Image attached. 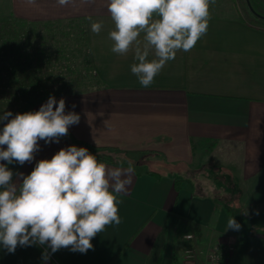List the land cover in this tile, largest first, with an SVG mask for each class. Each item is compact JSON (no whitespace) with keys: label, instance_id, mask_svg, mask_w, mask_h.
Here are the masks:
<instances>
[{"label":"crops","instance_id":"obj_1","mask_svg":"<svg viewBox=\"0 0 264 264\" xmlns=\"http://www.w3.org/2000/svg\"><path fill=\"white\" fill-rule=\"evenodd\" d=\"M9 1L8 13L30 23L83 18L89 58L104 83L61 97L65 112L77 113L79 123L59 143L39 141L31 163L7 165L14 179L71 145L93 155L114 149L120 157L98 161L110 168L131 166L134 173L127 192L117 196L122 222L94 237L93 249L52 253L47 245H32L9 253L0 246V264H182L183 250L215 243L233 247L225 264H264V231H247L264 229V31L239 20L238 2L216 0L206 35L190 51H178L151 87L143 88L130 70L133 53L111 51L108 0H72L63 7L56 0ZM88 17L103 22L99 34ZM166 149L183 156L182 168L143 170L139 159L130 161L137 155L158 160ZM175 180H181L178 191ZM232 217L238 230L227 228ZM46 249L50 258L44 260Z\"/></svg>","mask_w":264,"mask_h":264},{"label":"clouds","instance_id":"obj_2","mask_svg":"<svg viewBox=\"0 0 264 264\" xmlns=\"http://www.w3.org/2000/svg\"><path fill=\"white\" fill-rule=\"evenodd\" d=\"M60 6L72 0H56ZM92 3L93 0H86ZM216 0H108L114 23L109 32L111 51L133 53L130 70L143 88H149L178 51H190L207 33L210 6ZM34 4L35 0H27ZM91 22L99 34L102 21ZM152 55L154 58L149 59ZM9 117H12L9 119ZM0 246L14 253L18 246L47 245L52 253L62 248L86 253L92 239L108 226L122 221L117 199L127 192L134 169L110 168L86 147L61 148L51 159L39 160L28 175L15 174L7 165L31 163L39 141L56 142L79 123L75 112H65V100L57 104L49 96L38 111L0 115ZM227 228L239 229L232 217ZM47 249L42 259L47 260Z\"/></svg>","mask_w":264,"mask_h":264},{"label":"trees","instance_id":"obj_3","mask_svg":"<svg viewBox=\"0 0 264 264\" xmlns=\"http://www.w3.org/2000/svg\"><path fill=\"white\" fill-rule=\"evenodd\" d=\"M237 2L239 20L264 31V2L248 0L254 12L248 7L247 0ZM18 25L15 20L0 23V91H3L0 95L6 97L5 101L18 105L21 110L20 106L25 104L23 100L34 106L48 100L50 95L61 98L104 86L89 58L83 18L33 23L35 29L32 31H40L36 34L40 42L35 46L27 38L30 32L23 33V24ZM96 155L98 160H112L108 154ZM145 173L160 177L153 171ZM174 187L178 191L181 180H175Z\"/></svg>","mask_w":264,"mask_h":264},{"label":"rangeland","instance_id":"obj_4","mask_svg":"<svg viewBox=\"0 0 264 264\" xmlns=\"http://www.w3.org/2000/svg\"><path fill=\"white\" fill-rule=\"evenodd\" d=\"M224 1H226V0H224ZM262 1L264 2V0H262ZM9 3H10L9 0H0V23L7 22V21L10 22V21L15 20V22L18 23L19 25L23 24V26H21L23 29V33L30 32V34L27 37L28 40L30 41V44L33 46H35L37 44L39 45L40 39H37L36 34H38L40 31L39 30L32 31L33 28L35 29V27L32 25L33 22L30 23L28 21L22 20V18H20V16H17L14 13H8ZM38 25H39V23H38ZM36 27H38V26H36ZM40 27L41 26H39V29H40ZM70 49L72 50L73 48H70ZM71 50H68V52H70ZM23 84L26 85L24 82H23ZM0 92H3V91H0ZM4 99H6V97L0 95V115H2L4 111H10L13 113V116H15V114H17V113H24V112H28V111H38L39 110L38 105L33 106V104H34L33 100L31 101L33 104H30V103L28 104V101L23 100V103H25V104H23V106H20L22 108H20L21 110H19L18 105L14 104L12 102L11 103L7 102ZM15 110H19V111L14 112ZM105 153H108V155L109 154L112 155V157H120V154L116 153V150H114V149H106ZM98 155H99V153H98ZM146 157H148V156L141 157L140 155L139 156L137 155L135 160H133V159L132 160L129 159V160L132 161V163L136 164V162H137L136 160L139 159L140 162L144 163L143 166L139 165L140 169H143V170L145 168H148V169H152V170L154 169V170H158V171L159 170H161V171H172L171 168L174 166L182 168L181 164L178 161L182 160L183 156L171 153V152H169L168 149L164 150V154L161 156L162 159L157 158L158 160H156L155 157H149V158H146ZM137 164H138V162H137ZM254 214H255V216H257L258 212L255 211ZM251 227L252 228H249L247 231H255L256 233L260 230L264 231V229L260 228V227H254V226H251Z\"/></svg>","mask_w":264,"mask_h":264},{"label":"built area","instance_id":"obj_5","mask_svg":"<svg viewBox=\"0 0 264 264\" xmlns=\"http://www.w3.org/2000/svg\"><path fill=\"white\" fill-rule=\"evenodd\" d=\"M192 234H185L184 239H193ZM233 247L231 245L213 244L205 249L187 248L181 256L182 264H225Z\"/></svg>","mask_w":264,"mask_h":264},{"label":"water","instance_id":"obj_6","mask_svg":"<svg viewBox=\"0 0 264 264\" xmlns=\"http://www.w3.org/2000/svg\"><path fill=\"white\" fill-rule=\"evenodd\" d=\"M247 3H248V7L250 8V10L253 11V9L251 8V6H250L248 0H247ZM253 12H254V11H253Z\"/></svg>","mask_w":264,"mask_h":264}]
</instances>
